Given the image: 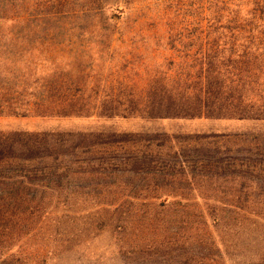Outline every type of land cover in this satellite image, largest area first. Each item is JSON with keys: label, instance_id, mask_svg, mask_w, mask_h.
Instances as JSON below:
<instances>
[{"label": "rangeland", "instance_id": "rangeland-1", "mask_svg": "<svg viewBox=\"0 0 264 264\" xmlns=\"http://www.w3.org/2000/svg\"><path fill=\"white\" fill-rule=\"evenodd\" d=\"M196 2L122 0L107 20L73 23L85 42L117 26L110 48L92 51L89 116L0 115L3 133L144 136L71 141L57 158L0 171V264H264V120L100 114L166 66L167 38L193 30Z\"/></svg>", "mask_w": 264, "mask_h": 264}, {"label": "trees", "instance_id": "trees-1", "mask_svg": "<svg viewBox=\"0 0 264 264\" xmlns=\"http://www.w3.org/2000/svg\"><path fill=\"white\" fill-rule=\"evenodd\" d=\"M120 2L0 0V115L89 116L98 91L92 51L110 48L117 26L87 42L72 26L83 18L107 20ZM192 8L193 30L179 25L167 38L173 56L166 66L153 68L140 95L130 89L135 98L103 100L101 115L264 120V0H198ZM141 137L0 132V171L57 158L71 141L101 145Z\"/></svg>", "mask_w": 264, "mask_h": 264}]
</instances>
